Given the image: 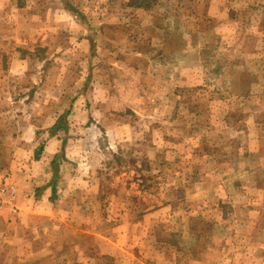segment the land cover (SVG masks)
Masks as SVG:
<instances>
[{
	"label": "rangeland",
	"instance_id": "rangeland-1",
	"mask_svg": "<svg viewBox=\"0 0 264 264\" xmlns=\"http://www.w3.org/2000/svg\"><path fill=\"white\" fill-rule=\"evenodd\" d=\"M67 3L0 0V264H264V0Z\"/></svg>",
	"mask_w": 264,
	"mask_h": 264
},
{
	"label": "crops",
	"instance_id": "crops-1",
	"mask_svg": "<svg viewBox=\"0 0 264 264\" xmlns=\"http://www.w3.org/2000/svg\"><path fill=\"white\" fill-rule=\"evenodd\" d=\"M16 6L17 7H23L24 5H22V6L21 5L20 6L19 5H16ZM54 133H56V132H54ZM64 142H65L64 139H61L60 136H57V134H52V132H51L50 140L48 142V147L46 148V154L49 157L51 156V159H50L49 165L46 164L45 167H42V172L44 173V175H47L51 171V168L53 167V164H55V162H56V154H57L56 152H57V150H56V152H54V149L55 148H58L60 145H63ZM53 153H54V155L52 156ZM31 159H33V158H31ZM41 162H43V156H41L40 159L36 160V163H39L40 164ZM65 163L67 164V162H65ZM60 169H61V167H59V170ZM24 179H25V181L23 183L25 185H26V183H29L31 185L32 182L29 180V177L26 176V177H24ZM39 180L40 179L35 180V181H38V185L41 184L39 182ZM48 183H49V181H45L44 180L42 182V184L46 185L45 188H38L36 190L37 192L44 193V195L41 197V199H42L43 205H46V206L47 205H51L50 204L51 203L50 201L52 200V198H53L52 195L55 193V190H56V187L53 184L52 185H47ZM30 185H26V188L27 189L26 188L25 189L26 190H28V189L31 190L30 189L31 188ZM31 194H32V192L26 195V197H25L26 201L24 200L23 201L24 204H22V208L23 209L19 207V209L21 210L20 215L21 216H24L25 218H18L17 217L15 219H12L11 220L12 223H10L11 224L10 227L13 230L14 229H17V228H21L19 226V224L26 225L27 224L26 223L27 222L26 221L27 220V217L29 215L33 214V208L35 207V205H38V203H39L38 201L39 200H35V202H32L33 199H35V197L33 195H31ZM34 195H37V193L34 192ZM51 196H52V198H51ZM47 207H49V206H47ZM9 240L18 241L19 243H21V242H24L25 239L23 238V233L22 234L21 233H18V234L15 233V236H12V239L10 238Z\"/></svg>",
	"mask_w": 264,
	"mask_h": 264
},
{
	"label": "built area",
	"instance_id": "built-area-1",
	"mask_svg": "<svg viewBox=\"0 0 264 264\" xmlns=\"http://www.w3.org/2000/svg\"><path fill=\"white\" fill-rule=\"evenodd\" d=\"M0 203H1L2 206L7 204L6 201L0 202Z\"/></svg>",
	"mask_w": 264,
	"mask_h": 264
},
{
	"label": "trees",
	"instance_id": "trees-1",
	"mask_svg": "<svg viewBox=\"0 0 264 264\" xmlns=\"http://www.w3.org/2000/svg\"><path fill=\"white\" fill-rule=\"evenodd\" d=\"M63 1H64L66 4H68V3H67V0H63ZM70 11H73V10H71V8H70Z\"/></svg>",
	"mask_w": 264,
	"mask_h": 264
}]
</instances>
